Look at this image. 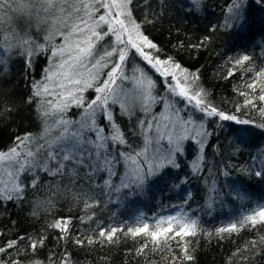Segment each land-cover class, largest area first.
I'll return each mask as SVG.
<instances>
[{"label": "trees", "instance_id": "16d2710c", "mask_svg": "<svg viewBox=\"0 0 264 264\" xmlns=\"http://www.w3.org/2000/svg\"><path fill=\"white\" fill-rule=\"evenodd\" d=\"M251 2L249 0L250 4ZM164 3L166 7L161 8L160 0H149V7L133 9L137 22H140L144 14H149L150 20L153 19L150 13L157 14L154 23L142 26L143 34L158 45V50L173 57L182 69H187L197 77L192 87L198 85L205 89L213 107L226 114H234L240 119L264 123V117L258 111L264 107V101L257 99L262 94L261 80L255 81L257 86L253 89L245 87L246 83H253L256 73L264 68V23L258 22L248 36L236 38L233 36L235 29L228 32L224 29L212 31L214 25L223 23L221 5H226L227 0H204L202 11L191 13L188 11L192 7L190 0H164ZM252 15L257 21H264V11H260L255 5L252 6ZM11 17L15 18L13 15ZM6 31V25L0 21V42L5 40ZM17 33L30 42L26 47L33 48L39 44H44L46 48L56 45L61 37L55 35L49 43L43 33H35L26 28H20ZM205 37L210 39L205 40ZM0 48L4 49L0 52V57L7 62V71L0 74V151H7L16 146L17 136H39L42 133L43 124L34 110L35 104H25L24 100L31 92L30 80H42L54 60L49 52L40 54L36 49V54L31 57L33 63L29 76L24 68L25 48H17L13 44L11 49H6L3 43H0ZM156 51L152 53L154 56ZM238 54L249 55L252 58L251 64L245 62L244 68L254 70L245 71L244 68L235 66L234 60L230 58ZM160 59H165V56L161 54ZM135 62L140 66L139 61ZM164 67L170 71L169 74L175 72L177 77L182 75L181 70L172 65ZM2 68L4 65H0V69ZM229 72L233 74L229 76ZM147 73L149 77L152 76L156 90L161 94V81L164 78L154 71L147 70ZM168 78L171 79V76ZM241 92L249 93L248 98L255 107L245 106V97ZM84 95L89 100L96 94L88 89ZM119 105L111 103L109 108L131 148L128 145H110V149L113 152L119 148L123 151H139L144 142L145 130L142 133L137 127L136 117H145L137 111L129 119L121 114ZM179 106L182 117L194 113L193 119L197 122L201 120L202 113L185 108L182 101ZM82 111V108L72 106L65 118L77 120ZM147 122H150L149 116ZM97 123L104 125L105 133H109L103 116L97 118ZM203 123L212 134L208 137L203 151L206 161L204 170L199 174L192 173L188 162L195 158L197 146L195 141L191 145L185 142V151L177 158L181 163L178 174L186 183L175 180L179 187H168L167 190H163L164 186L159 184L155 185L156 190H148L147 187L138 189L132 198L125 195L126 201L131 200V203L122 202L118 192L104 186V181L109 179L107 172L93 174L91 168L78 166L76 175L73 176L74 161L72 164L64 162L66 167L62 175H53L42 167L22 173L20 179L25 185L23 197L0 202V247L7 241L17 240L19 252L13 249L8 255L0 254V259L21 261V264H35L37 261L39 264H51L53 261L55 264H63L66 259H70L71 264H178L176 257L183 253L175 241H170L167 248L152 250L151 242L142 235L132 236L117 232L113 241L108 242L99 237L98 232L103 227H120L126 232V226H140L139 221L144 219L153 221L151 225H155L158 218L167 217L170 203L184 199L183 187L188 186L193 192L189 205L198 204L201 207L198 222L199 229L203 230H198L195 236L184 237L188 242L189 254L194 257L191 264H264V251L248 261L241 260V253L237 251L244 249V256L252 255L245 248V244L254 241L259 235H264V225L257 224L255 228L248 227L232 234L216 232L218 228L227 227L232 222L225 219H232L235 214L234 220L237 222L242 216L251 214L264 200V179L251 174L256 171V166L250 164L248 158V149L254 147L258 141H264V132L253 125L220 121L217 117H205ZM220 124L224 127H219ZM245 127L250 129V134L246 137L248 142L240 144L241 151H231L228 141L236 139V129ZM54 131L58 132L59 129ZM41 143L44 141L36 140L34 145ZM34 145L32 150H35ZM57 162L51 160L48 165L55 168ZM122 162L123 160L116 165V175L111 177L113 186H118L123 177ZM241 169H246L247 172H242ZM225 172L230 175H225ZM34 175L36 183L32 186ZM227 186L233 188L229 190ZM213 188L215 191H212ZM82 189L94 193L84 195L86 192L80 193ZM207 197L222 205L224 198H230L233 210L221 218L211 212L212 209L218 212L219 208H215V205L208 206L205 201ZM35 199L36 203L32 204L31 201ZM85 203L92 207L85 208ZM89 216L92 217L91 220L88 219ZM67 217L71 218L67 235L50 226L56 220ZM41 236L44 237L43 246L36 251L31 250L30 238ZM79 238L93 239L96 242L77 244L75 241ZM145 242L149 243V247L142 254L138 253L137 250Z\"/></svg>", "mask_w": 264, "mask_h": 264}, {"label": "snow or ice", "instance_id": "6c2138e0", "mask_svg": "<svg viewBox=\"0 0 264 264\" xmlns=\"http://www.w3.org/2000/svg\"><path fill=\"white\" fill-rule=\"evenodd\" d=\"M43 11L49 13L42 22H50L52 31L48 33L46 39L51 42L55 35L64 37V42L60 45L47 47L44 44L36 45L35 48L25 47L24 68L28 75H31V57L36 54V49L40 54L45 51L52 56L54 63L49 70L45 72L42 80H30V94L25 97V104H35V111L43 124V131L39 136L26 134L17 136L16 146L7 151H0V167L5 165L13 167L15 170L7 172L10 182L0 180V202L3 200H19L23 197L24 182L20 179V173L31 172L37 168H43L45 171L52 172L53 175L63 174L66 164L75 162L72 168V175H76V167L84 166L91 168L93 174L107 172L109 179L104 181V186L119 192L121 189H127V196L134 195L138 189L145 187L148 190L155 185H164L163 190L168 187H179V184H172V180H181L178 170L181 163L178 161V155L185 151V140H194L196 144L195 158L188 162V166L193 174H199L204 170L205 158L203 151L208 137L212 135L204 126L205 117H217L220 121H234L239 125H253L255 128L264 132V123H255L252 120L238 118L234 114H226L223 111L213 107L209 99V93L202 87L195 85L197 77L190 74L187 69L175 59L158 50L155 44L147 35L143 34L142 26L154 23L157 18L156 13H150L153 19H149V14H144L140 22H137L133 16V9L149 7V0H38ZM161 8L166 7L164 0H160ZM192 5L189 12L202 11L204 0H190ZM19 0H0V21L7 17L13 10V5H18ZM255 5L260 11H264V0H227L226 5H221L223 11V23L214 25L212 31L224 29L226 32L235 29L233 36L243 38L253 32L254 26L260 22L252 15V6ZM103 9V13H101ZM18 10V9H17ZM73 37H76L73 39ZM135 37V38H134ZM10 37H5L3 43L6 49H11ZM210 37H205L209 40ZM139 41V43L137 42ZM29 45V41H22ZM264 43V41H262ZM147 50H145V47ZM156 51L154 56L152 53ZM163 54L165 59L161 60ZM131 55V59L129 58ZM235 66L244 68L245 62L251 64L252 58L246 54H238L234 58ZM139 60L148 71L160 72L164 77L161 81V91L163 95L156 90L155 82L145 73L144 68L139 67L134 61ZM6 59L0 57V74L7 71ZM131 65V75L126 71ZM165 65H172L175 69L181 70L182 75L176 76V73H168ZM245 71H252L253 68H244ZM233 73L229 72V76ZM169 75L171 79H169ZM103 77V78H101ZM261 80L258 100L264 101V68H261L253 78V83H246L247 89H253L257 85L255 81ZM130 80L135 85L137 92L138 109L144 115V119L136 117L137 127L143 130H151L152 123L147 122V117L151 116L153 121L158 119V114L153 113L155 105H162L166 113L164 116L167 123L166 128L175 129L179 127L181 131L175 135L171 132L164 136H157L159 140L167 139L168 148H153L152 138L145 135L143 146L139 151H120L113 152L110 145H128L131 144L125 138V134L120 126L116 124L114 113L109 108V101L112 104L119 102L116 88L113 87L117 81ZM183 80V83L181 81ZM175 81V82H173ZM98 85V86H97ZM92 89L96 95L86 100L84 93ZM245 97V106L255 104L249 99L248 92H241ZM54 97V98H53ZM179 98V101L176 99ZM182 101L185 108H191L192 112L203 114L199 122L195 121L191 114L181 117V109L177 103ZM82 108L81 118L73 121L65 118L70 107ZM121 114L129 119L135 115L129 106L120 103ZM261 117H264V107L258 109ZM103 116L108 121V127L111 132L105 134L104 127L97 123V117ZM51 121V123H49ZM75 125V129H73ZM189 125L192 130L189 131ZM223 128L224 125L220 124ZM159 133L160 125H156ZM59 129L58 134L52 136L53 130ZM91 133H94L95 139ZM250 134L249 128L236 129V139L229 140L228 143L234 152L241 151L240 144L247 143L246 137ZM135 135V133H133ZM51 136V138H49ZM36 140H43L44 143L35 144ZM35 150H32V146ZM18 149H27L21 152ZM264 155V153H261ZM58 161L55 168H50L48 161ZM124 161L129 168L125 171L118 186L111 184V177L116 175V165ZM176 170V171H173ZM247 172L246 169H241ZM252 175L264 179V170L255 171ZM225 175L230 173L225 172ZM92 177H90L91 179ZM186 183V180L182 181ZM36 183V177L33 176L31 185ZM236 183V181H234ZM215 191V188L212 189ZM243 197H241L242 199ZM96 203H99L98 201ZM92 207L85 203V208ZM92 219L91 216L88 217ZM71 218H60L50 226L61 230L65 235L68 233V227ZM140 226H126L127 231L120 227H103L99 229L98 235L104 240L111 242L117 232L125 235L144 236L151 242L152 250L157 248H167L170 241H175L182 256L176 257L178 264H191L194 257L189 254L188 242L184 239L187 236H195L199 231V222L197 219L179 214L158 218L155 225L150 226L143 220L139 221ZM257 224L264 225V204L258 205L251 214L242 216L237 222H231L227 227L218 228L217 233H238L241 230L252 227ZM77 244H93V239L79 238L75 241ZM162 242V243H161ZM44 244V237L35 239L30 238L29 248L36 251ZM149 243L145 242L138 253H143ZM245 248L252 254L244 256V249H238L241 253V260H252L255 255L264 251V235H259L254 241L246 242ZM13 249L19 252L17 240L5 242L0 247V254L8 255ZM0 264H21V261H5L0 259ZM39 264V262H35ZM55 264V262H51ZM63 264H71L70 259L63 261Z\"/></svg>", "mask_w": 264, "mask_h": 264}, {"label": "rangeland", "instance_id": "374dc122", "mask_svg": "<svg viewBox=\"0 0 264 264\" xmlns=\"http://www.w3.org/2000/svg\"><path fill=\"white\" fill-rule=\"evenodd\" d=\"M103 11L104 10L101 9V13H103ZM11 15L15 16V18L12 19ZM48 15H49V13L44 12L43 8L40 7L38 0H19V4L13 5V10L10 11L8 13L7 17L1 21V23H4L7 27V31L5 32L4 35H5V37H10L9 42L12 45L13 44L16 45L17 48H25L27 45L23 44L22 41H26V39L22 38L17 32L20 30V28H26L27 30L35 32V33H43L47 37L48 33L53 30L52 25L50 22H42V20L44 17H47ZM14 19H17V20H14ZM75 38L76 37H73V39H75ZM63 42H64V37L61 36L59 38V42H57L56 45H60ZM137 42L139 43V41H137ZM1 51L3 52L4 49L0 48V52ZM129 58L131 59V55ZM137 61H139V60H137ZM134 63H136V62L134 61ZM139 64H140L139 67L144 68V65L141 64L140 61H139ZM136 65H138V64H136ZM147 70H148L147 68H144L145 73L148 75ZM126 71L129 75H131V65H129L127 67ZM168 72H170V71H168ZM156 73H159L161 75L160 72H156ZM150 78L152 79V76H150ZM162 78H164V77L162 76ZM113 87H115L117 90L116 94L119 97L118 104L124 103L127 106H129L132 110H134L135 112H137V111L140 112L138 109L137 92L135 91V85L133 84L132 81L125 80V81L121 82L118 80L117 84L114 85ZM160 92H161V95H163V91H160ZM93 97H94V95H93ZM176 99L179 101V98H176ZM109 106H111V100L109 101ZM177 107L180 108L179 102L177 103ZM152 111H153V113L158 114V119L156 121H153L151 116H149V121H150L149 123L153 124V128L151 130L145 129V135L152 138V141H153L152 146L149 149V152H151L153 148L158 147L161 149H165V148L169 147V144H168L166 138L159 140V142L157 143V136L158 135L164 136L165 133H168V132H171L173 135H175L181 131V129L179 127L175 128V129H170V128H166L164 126L167 123V121L164 120V116L170 115V113H166L164 111V108L162 105H159V104L155 105L153 107ZM180 115L182 117V110H181ZM191 115H193L192 117L194 118L195 114L191 113ZM80 118H81V116L77 120H73L71 118H68V119L73 120V121H78ZM104 121L107 122V125H108V121L106 119H104ZM157 123H159V125H160L159 133H157V128H156ZM103 126H101V127H103ZM74 129H75V125H73L72 130H74ZM106 129L109 130V132H111L110 127L107 126ZM191 130H192V126L189 125V131H191ZM58 132H55L53 130L52 136H55L56 134H58ZM105 134H107V133H105ZM89 135H91L92 138L95 139L94 133H91ZM185 142H187V144L189 143L191 145L192 142L194 143V140H191V139L185 140L183 143H185ZM193 147L194 146L192 145V148ZM18 150L21 151L22 153L27 151V149H18ZM119 150L123 151L122 148H119ZM248 150H249L248 151L249 163L256 166V171L263 170V168H264V155H262L261 153H264V141H258L254 147H252ZM231 151H233V149ZM121 165H122V174L124 176V173L129 168V165H127L124 161L121 163ZM15 167H16L15 164L13 165V167H7V162H5V165L3 167H0V180L10 182V177L7 175V172L14 171ZM173 171H176V170H173ZM21 174L22 173H20V178H21ZM180 181H182V180H180ZM171 183L172 184H178L177 181H175V180H172ZM159 185H162V184H159ZM2 186L3 185H0V187H2ZM170 188L175 189L176 187H170ZM227 188L229 190H231L233 187L227 186ZM151 189L156 190L157 186H153ZM127 191H128L127 189H121L117 193L118 196L121 197L122 202H124V203L127 202L126 201L127 197L125 196V193ZM62 193H65V191H62ZM80 193L81 194L85 193L84 195H91L94 192L87 191V190L85 191L84 189H82L80 191ZM183 193H184L185 197L182 201H178V202L174 201V202L170 203V206L168 205L169 206L168 208L170 210L167 212V214H168L167 217L168 216H176L179 214H187V216L199 220V211H200L201 207H199L198 204H190L189 205V202L191 200V196L193 195L192 189L189 188L188 186H184L183 187ZM132 196L134 197V195H131V196H128V198H130V197L132 198ZM224 199L225 200H224L223 205L220 203H215L209 197H207L205 200L208 206L214 207V205H215V208L216 207L219 208L218 212L214 211V209H212L211 212L218 214L219 216H221V218L226 217L225 215H227L228 212L233 210L232 203H231L232 201L229 200L230 198H224ZM36 200L37 199L32 200L31 203L32 204L36 203ZM255 201L256 200L254 199L253 202H255ZM131 202L132 201L129 200L127 203H131ZM262 204H264V200H263ZM235 217L236 216L234 214L232 219L227 218L225 220H232V222H235V220H234ZM143 221L147 222L150 226H152L151 223H153V221H149L147 219H144Z\"/></svg>", "mask_w": 264, "mask_h": 264}]
</instances>
